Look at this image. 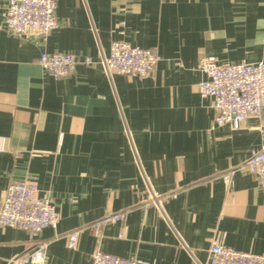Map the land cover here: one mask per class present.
<instances>
[{"label":"crops","instance_id":"1","mask_svg":"<svg viewBox=\"0 0 264 264\" xmlns=\"http://www.w3.org/2000/svg\"><path fill=\"white\" fill-rule=\"evenodd\" d=\"M55 2L43 41L12 35L0 0V199L31 179L60 218L35 235L0 228V264L41 245L43 264H90L97 249L205 264L214 242L264 255V192L239 170L264 148V108L216 127L197 89L202 57L264 63V0ZM112 213L123 222L93 235Z\"/></svg>","mask_w":264,"mask_h":264},{"label":"built area","instance_id":"2","mask_svg":"<svg viewBox=\"0 0 264 264\" xmlns=\"http://www.w3.org/2000/svg\"><path fill=\"white\" fill-rule=\"evenodd\" d=\"M55 9V0H7L2 17L12 35H35L45 41L58 28ZM41 60L50 62L53 57L42 55ZM197 69L205 75L197 89L202 98L212 102L214 126L228 125L238 131L247 120L260 117L264 108L263 62L220 65L214 58L202 57ZM239 170L252 175L264 192V148L252 150L245 166ZM153 200L158 201L157 197ZM59 220L51 198L47 193H40L34 180L11 182L0 199V228H16L35 235L47 228L55 229ZM123 220L124 214H108L90 226V232L97 236L100 226ZM77 235L74 232L68 236L70 248L75 246ZM90 259V264H142L139 260L109 255L99 249ZM45 260V246L41 245L11 260L10 264H43ZM205 264H264V255L239 252L214 242Z\"/></svg>","mask_w":264,"mask_h":264}]
</instances>
